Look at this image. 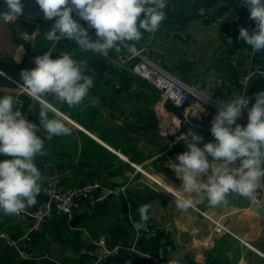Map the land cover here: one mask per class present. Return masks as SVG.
Masks as SVG:
<instances>
[{
  "label": "crops",
  "instance_id": "0c3cea01",
  "mask_svg": "<svg viewBox=\"0 0 264 264\" xmlns=\"http://www.w3.org/2000/svg\"><path fill=\"white\" fill-rule=\"evenodd\" d=\"M227 1L229 0H220L213 6H206V0H168L165 10L167 19L154 35L144 33L139 42L125 43L120 46L119 51H113L121 54L152 43L151 49L155 53H150L148 58L188 87L200 90L219 102L229 99L231 86L234 89L236 85L237 92L241 95L243 79L248 71L254 64L264 68V53H255L253 58L252 50L234 48V38L228 36L234 25L233 21H241L251 24L250 26H255V22L249 19L247 8L245 14L240 12L242 15H235V0ZM24 3L25 17H30L28 8L34 5L39 12L38 20L50 25L27 28L24 22L9 25L0 21V70L21 82V70L34 68V58L47 52L49 42L44 39V34L54 23L43 18L35 0H24ZM240 6L243 7L241 2L237 7ZM73 17L81 26L88 27L87 22L81 20L75 12ZM174 29L177 33L181 32L178 33L176 42ZM163 30L171 31L166 36L172 47L170 49L163 47ZM25 32L32 36L31 41L21 38ZM89 34L92 39L96 38L94 29H89ZM56 45L52 58L55 59L63 51L71 53L78 62L85 61L83 71L93 79V87L80 107L69 109L66 104L48 97L56 110L72 121L65 122L73 131L69 136H49L46 132L38 134L44 140L47 150L46 155L36 158L37 167L42 174L40 185L47 178V167H51L53 176L65 185L92 180L113 184L110 180L115 177H118L119 183L123 179L127 182L133 172L129 164L132 162L144 165L145 168L149 165H161L179 189L181 181L169 162H178L176 157L188 151V148L181 139V143L168 152V157L160 156L171 141H167L168 144L161 148L163 137L157 132L159 121L156 110L159 109L157 103L160 100L158 92L135 75L113 70L98 53L81 51L75 41L65 39ZM256 55L259 56L258 62L255 60ZM175 56H178L181 64L177 69L169 68L166 63L174 61ZM102 62L106 63L107 68L100 67ZM260 91H264V82L258 79L252 81L248 93L254 96ZM16 92L13 83L0 75V96L16 95ZM93 98L97 101L95 106L91 104ZM192 98L194 101L189 104L190 120L206 126L215 111L205 102L198 101L194 96ZM165 109L175 111L169 104ZM49 116H52L51 112ZM189 132L203 137L202 142H197L201 148L204 143L214 142L212 134L186 124L183 133ZM188 140L191 141V136H188ZM4 159L10 157L0 155V160ZM139 179L141 177L136 176L133 185H129L126 194L119 198L96 209L85 205L73 220L54 216L45 226L44 233L38 237V243L32 242V246L48 251L50 238L76 252L80 256L78 261H85L86 257L79 254V249L87 245L85 230L92 233L108 232L112 234L115 243L129 245L133 234L131 219L138 222V209L142 205H148L147 222H152L161 229L160 246L157 248L164 251L165 264H187V260L204 264L211 258L220 259L226 264H257L262 261L256 251L264 254V215L246 208V202L240 196L230 195L226 204L213 207L194 205L196 208L182 211L176 207L174 197L152 191L139 183ZM41 199L39 194L37 203L26 211L33 212ZM212 220L222 222L230 232L216 234ZM30 223V216L16 220L13 215L0 212V228L7 230L13 237L21 236ZM146 245L150 246L151 243ZM0 264L26 263H16L9 258L7 249L0 242ZM108 264L114 263L110 261ZM138 264L146 262L139 261Z\"/></svg>",
  "mask_w": 264,
  "mask_h": 264
},
{
  "label": "clouds",
  "instance_id": "9594fccd",
  "mask_svg": "<svg viewBox=\"0 0 264 264\" xmlns=\"http://www.w3.org/2000/svg\"><path fill=\"white\" fill-rule=\"evenodd\" d=\"M45 20L54 21L44 39L52 48L34 58L35 67L23 69L19 87L39 104L40 127L29 122L21 113L22 101L14 94L0 96V212L19 214L37 203L41 192V171L36 158L47 154L44 140L37 134L43 129L49 136H69L72 128L57 112L52 100L66 104L69 109L80 107L89 97L93 79L84 74L85 61H77L71 53L51 54L57 42L75 41L83 52L107 55L120 50L128 42H139L144 33L155 34L167 19L168 0H35ZM250 13L255 28L240 27L238 39L253 53L264 52V0H241ZM24 0H3L0 21L16 22L24 15ZM87 22L81 26L73 17ZM95 30V39L89 34ZM5 75L4 73H0ZM255 103L249 108L250 98L236 94L219 102L211 121L214 142L204 143L195 132L184 134L188 151L169 162L181 181L175 193L176 207L187 211L194 207L197 197H206L209 204H226L230 195L251 199L264 188V91L254 94ZM97 101L93 98L91 104ZM247 110L246 126L237 120ZM83 110V109H81ZM49 112L52 116H49ZM191 136V141L188 140ZM140 220L136 230H147L149 206L138 209Z\"/></svg>",
  "mask_w": 264,
  "mask_h": 264
},
{
  "label": "built area",
  "instance_id": "2783aa9c",
  "mask_svg": "<svg viewBox=\"0 0 264 264\" xmlns=\"http://www.w3.org/2000/svg\"><path fill=\"white\" fill-rule=\"evenodd\" d=\"M0 10H3V0H0ZM242 11V10H240ZM18 22H24L29 27L47 26L50 25L47 22L33 20L31 17H25V13L16 22H5L9 25L17 24ZM240 27H246V24L238 22L228 32V36L233 38L239 33ZM21 38L26 41H31L32 36L25 32ZM57 44V43H56ZM55 48L54 50L56 49ZM52 48L51 42L48 43L47 51ZM254 54L252 52L253 58ZM103 58L107 64L113 69L121 72H127L135 75L139 79L146 82L153 87L159 94L160 100L157 103L156 110L159 126L158 133L161 137L171 141L170 146L160 155L168 157V152L173 147L181 143V139H184L183 128L186 124L197 128L198 130H204L206 133L211 134V121L214 118L217 109L220 104L219 101L204 95L200 90L188 87L181 82L176 76L162 69L155 63H153L147 56L144 55V49L130 50L128 53H114L113 50L109 51L107 55L98 54ZM0 73H4L0 70ZM5 74V73H4ZM11 81L16 88V96L22 101L20 111L22 115L31 123L40 127L39 119V104L26 100L28 97L23 93L19 87L23 82L14 80L6 74H0ZM260 80L264 82V68L259 64H254L247 75L243 79V93L241 95H247L249 100V108L255 103L253 95L248 91L252 86V81ZM197 98L198 101L205 102L214 109V115L210 119L206 126H202L199 122H192L191 113L189 111V104L192 97ZM48 99V97H47ZM167 104L173 106L176 111H169L165 109ZM65 121L72 123V121L62 112L58 111ZM237 122L246 125L248 122L247 110L245 109L241 117ZM44 130L40 129L37 134L43 133ZM156 159V158H155ZM133 168L127 182H125L121 188H117L111 183H106L102 180L87 181L82 184L65 185L56 176L47 177L41 185L40 195L42 199L38 203L33 212L29 213L26 210L13 214L16 220L24 219L26 216L31 217V223L29 227L19 237H13L7 230L0 228V242L7 249L8 257L12 258L16 263H32L35 264L38 261L54 262L55 264H108L112 258L118 255L121 248L130 249L142 262L148 264H164L165 253L163 250L157 248L154 245L158 242L161 229L152 222L147 223V230H136L133 225L136 223L131 219L133 234L131 244L115 243L113 241L112 234L108 232H89L87 230L84 233L87 236V245L79 249V254L85 256V261H76L72 259H62L61 261H54L51 258V253L48 250L35 248L32 246L33 237L41 236L44 233L45 226L54 217L58 216L67 220H73L78 213H80L85 205L91 209H96L103 204L121 197L126 194L129 185H133L136 176H140L139 183L147 186L149 189L155 192H161L169 194L175 198L177 188L175 182L167 175L165 169L161 166L149 165L145 168L143 165H138L129 162ZM245 202H251L252 204L264 202V191L262 189L251 198L240 197ZM195 207V206H194ZM196 208V207H195ZM214 223V231L216 234H225L230 231L222 222L212 220ZM167 229L169 226L166 227ZM151 243L150 249H142L139 245ZM256 251V250H255ZM262 258V261L257 264H264V254L256 251ZM131 264V263H127ZM256 264V263H254Z\"/></svg>",
  "mask_w": 264,
  "mask_h": 264
},
{
  "label": "water",
  "instance_id": "95a60500",
  "mask_svg": "<svg viewBox=\"0 0 264 264\" xmlns=\"http://www.w3.org/2000/svg\"><path fill=\"white\" fill-rule=\"evenodd\" d=\"M28 13L33 20L36 21L39 19V17H38L39 12L34 5L29 6ZM132 50H134V49H132ZM94 67L97 68L96 66H94ZM100 67L107 68V65L105 62H102V65H100ZM25 98H26V100L31 101V99L29 97H25ZM45 175L47 177H53V175H54L53 169L51 167L45 168ZM110 181L113 182V184L119 189L125 183L124 179L120 180L122 182L119 183L118 177L111 178ZM203 204L206 207H213L212 205L209 204L206 197H197V201L195 202L194 205L195 206H201ZM245 206H246V208H249V209L253 210L254 212H261L264 215V202L263 203H256V204H252L251 202H246ZM48 241H49V251L51 253L52 260L58 262L64 258L72 259V260H76V261H78L80 259V256L76 252L68 249L62 242L52 241L50 238H48ZM141 243L142 242L139 241V245H141ZM111 261L114 264H127V263L138 264L140 260L130 249L121 248L118 255L115 256L114 258H112ZM36 264H45V262L44 261H38V262H36Z\"/></svg>",
  "mask_w": 264,
  "mask_h": 264
},
{
  "label": "rangeland",
  "instance_id": "374dc122",
  "mask_svg": "<svg viewBox=\"0 0 264 264\" xmlns=\"http://www.w3.org/2000/svg\"><path fill=\"white\" fill-rule=\"evenodd\" d=\"M226 2V1H225ZM227 2H230V1H227ZM241 2V0H235V1H233V5H234V8L237 10L236 12H235V15H237V14H240V15H242L240 12H242V13H246L247 12V10H245V8L246 7H237L238 5H239V3ZM227 6V5H226ZM240 10H242V11H240ZM235 10H233V12H234ZM26 15V14H25ZM240 15H238L239 16V18H240ZM234 22V25L232 26V27H234L235 25H236V21H233ZM239 22V21H238ZM230 23H232V22H230ZM242 23V22H241ZM174 27V26H173ZM174 31V33H176V34H174L175 35V39H174V42H176L178 39H177V36H178V33H180L181 34V32L179 31L178 33H177V30H173ZM163 32V36L161 37V40L162 41H164L165 40V44L163 45V47H164V49H170V48H172L171 46H169V42H168V39H167V37L169 36V34H170V32L171 31H166V30H163L162 31ZM167 36V37H166ZM168 43V44H167ZM144 48V55L145 56H147L148 57V55H150V53H155V51L154 50H152L151 48H152V43L151 44H149L148 46H144L143 47V45L141 46V47H139L138 49H136V50H139V49H143ZM130 52V51H129ZM124 53H128V52H124ZM174 53H176V52H174ZM175 60L174 61H168V63H166L167 64V66L169 67V68H174V69H177V67L181 64V63H179L178 62V56H175V58H174ZM231 90H232V93L229 95V98L230 97H233V96H235L236 94H238V92H237V87H236V85L234 86V89H233V87L231 86ZM207 95V94H206ZM208 97H211V96H209V95H207ZM213 99H214V97H213ZM194 101V98H192L191 99V102H193ZM157 131H159L158 130V128H157ZM161 144H162V146H161V148L163 147V145H165L166 143H167V141H169L168 139H165V138H161ZM176 188H177V185H176ZM178 189V188H177Z\"/></svg>",
  "mask_w": 264,
  "mask_h": 264
},
{
  "label": "trees",
  "instance_id": "16d2710c",
  "mask_svg": "<svg viewBox=\"0 0 264 264\" xmlns=\"http://www.w3.org/2000/svg\"><path fill=\"white\" fill-rule=\"evenodd\" d=\"M218 1H220V0H206V3H205V5L207 6H213V5H215ZM230 1V0H229ZM223 11H224V9H223ZM239 22H241V21H239ZM251 24H246V28H248L250 31L251 30H253L254 28H255V26H250ZM238 36H239V33H237V35H235L233 38V46H234V48L235 49H238V48H247V49H249V50H251V48L249 47V46H247L246 44H244V42L242 41V40H239L238 39ZM264 53V52H263ZM258 58H259V56L258 55H256V57H255V60L258 62ZM172 107V109H174L173 108V106H171ZM175 110V109H174ZM176 111V110H175ZM156 129V128H155ZM158 132V131H157ZM156 132V133H157ZM168 144V142L166 143V145ZM129 193H130V191H129ZM148 223V222H147ZM160 236H161V232H160ZM38 237H40V236H34L33 237V242L34 243H38ZM160 240H161V237L159 238V240H158V242L156 243V247L158 246H160ZM47 242V241H46ZM151 246V245H150ZM150 246L149 245H146V244H141V248L142 249H145V250H147V249H150ZM140 262H142V261H140ZM146 264H148V263H146ZM164 264H165V262H164ZM187 264H199V263H197V262H195V261H193V260H187ZM204 264H226V262H224V261H221L220 259H215V258H211V259H208Z\"/></svg>",
  "mask_w": 264,
  "mask_h": 264
}]
</instances>
